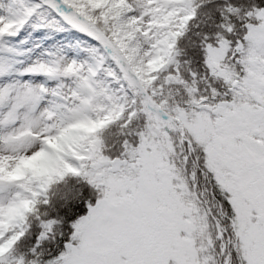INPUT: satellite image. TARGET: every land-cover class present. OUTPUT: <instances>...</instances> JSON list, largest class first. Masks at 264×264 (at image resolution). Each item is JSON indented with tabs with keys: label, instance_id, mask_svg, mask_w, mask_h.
Here are the masks:
<instances>
[{
	"label": "snow or ice",
	"instance_id": "1",
	"mask_svg": "<svg viewBox=\"0 0 264 264\" xmlns=\"http://www.w3.org/2000/svg\"><path fill=\"white\" fill-rule=\"evenodd\" d=\"M26 26L88 39L35 83ZM0 52V264H264V0H4Z\"/></svg>",
	"mask_w": 264,
	"mask_h": 264
},
{
	"label": "rangeland",
	"instance_id": "2",
	"mask_svg": "<svg viewBox=\"0 0 264 264\" xmlns=\"http://www.w3.org/2000/svg\"><path fill=\"white\" fill-rule=\"evenodd\" d=\"M4 2V0H0ZM87 37L75 30L57 31L55 29L42 28L38 31L33 30L31 26H26L25 30L21 32L20 36L12 38L9 42V47H17L20 51L25 53L22 56L8 57L7 64H13V77L22 80H33L35 83H41L44 81L43 76H23L19 77L18 72L23 71L34 61L42 58H46L47 52H53L57 49H63L68 52L71 48H75L78 44L81 47L86 46L85 41ZM26 40V43L21 41ZM50 48V51L47 49ZM5 54L0 52V71H3L6 67L4 62ZM21 61V63H15Z\"/></svg>",
	"mask_w": 264,
	"mask_h": 264
},
{
	"label": "trees",
	"instance_id": "3",
	"mask_svg": "<svg viewBox=\"0 0 264 264\" xmlns=\"http://www.w3.org/2000/svg\"><path fill=\"white\" fill-rule=\"evenodd\" d=\"M194 31H198V29H194ZM192 67H193V68H195V67H196V65H195V64H193V65H192Z\"/></svg>",
	"mask_w": 264,
	"mask_h": 264
},
{
	"label": "bare ground",
	"instance_id": "4",
	"mask_svg": "<svg viewBox=\"0 0 264 264\" xmlns=\"http://www.w3.org/2000/svg\"><path fill=\"white\" fill-rule=\"evenodd\" d=\"M48 51H50V48L49 49H47Z\"/></svg>",
	"mask_w": 264,
	"mask_h": 264
}]
</instances>
